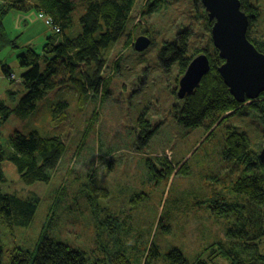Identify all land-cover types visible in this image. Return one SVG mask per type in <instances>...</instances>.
Instances as JSON below:
<instances>
[{"label":"rangeland","instance_id":"obj_1","mask_svg":"<svg viewBox=\"0 0 264 264\" xmlns=\"http://www.w3.org/2000/svg\"><path fill=\"white\" fill-rule=\"evenodd\" d=\"M73 1L76 8L72 11L73 29L68 30L69 35L80 31L78 20L83 14L82 5L87 3ZM146 1H135L124 34L104 50L107 61L103 75L111 79L103 99L101 91L78 99L76 89L61 87L50 91L27 118L12 113L0 128V149L5 158L3 191L19 197L37 196L39 200L35 219L27 227H11L10 222L0 218L3 262L7 263L18 252L16 249L34 250L44 220L58 197L60 208L56 209L48 232L87 252L92 261L112 256L113 264H167L163 256L170 247L177 246L191 260L190 264H233L219 242L227 243L225 231L236 227V213L230 208L224 211L220 204H247L244 194L229 191L230 181H237L243 171H230L229 160L221 161L223 129H217L212 139L206 140L216 124L208 131L205 125L193 130L178 125L173 104L181 99L172 92L178 89L183 74L175 66L165 67L159 53L163 44L180 34H189V52L211 50L214 21H210V28L206 25L209 22L201 10L206 17L207 13L200 0H166L153 13L146 9ZM7 2L0 0L1 10L5 9L2 4L8 6ZM198 2L202 7L199 5V11L194 8ZM251 2L258 5L259 13L251 37L264 46V0ZM35 3L38 4L36 0H26L24 9L0 13V42L5 38L0 61L6 62L9 72L3 74L11 81L10 88L0 90V101L9 106L26 93L16 56L31 50L40 61L48 59L52 53L44 49V44L50 37H55L57 43L64 36L53 18L36 9ZM140 36L150 43L142 51L134 47ZM8 89L17 94L7 97ZM62 100L68 103L65 113L54 117L49 106ZM139 116L150 121L153 132L149 133V143L138 146ZM256 124L247 120L242 126L249 132L259 159L264 139ZM18 130H36L63 139L66 150L49 183L27 185L20 179L8 158L9 135ZM150 157L152 162L167 157L177 164L173 174L159 182L152 179L145 163ZM219 175L222 176L216 180ZM86 186L92 193H87ZM92 206L103 210L96 215L98 220ZM240 218L245 220L242 213ZM262 219L264 227V216ZM123 229L128 230L125 235ZM256 241L263 253L264 235ZM154 245L161 255L151 260L148 255Z\"/></svg>","mask_w":264,"mask_h":264},{"label":"trees","instance_id":"obj_2","mask_svg":"<svg viewBox=\"0 0 264 264\" xmlns=\"http://www.w3.org/2000/svg\"><path fill=\"white\" fill-rule=\"evenodd\" d=\"M25 1L8 0L6 3L8 6L2 4L5 9H0V13L13 8L24 9ZM36 1L38 2V4L35 3L36 9L49 14L60 26V32H64V36L57 43H55V37H50L44 44V49L52 53L48 59L40 61L31 50L16 56L15 59L22 70L20 76L26 93L12 106L0 101V128L12 113L21 118H27L33 110L39 107L40 101L45 99L50 91L61 87L69 86L76 89L78 99L84 98L91 92L101 91L100 97L103 99L108 94V85L111 79L103 75L107 61L104 50L111 47L124 34L123 31H125L129 14L136 0H86V5H82L84 6L83 14L78 20L80 31L75 35H69L68 31L73 29L72 11L76 8V3L73 0ZM165 1L147 0L146 9L151 13L158 11V7L162 6ZM193 1L195 2V0ZM239 1L241 10L249 17L247 38L264 53L263 44L258 41L259 47L258 42L256 43L251 37L252 25L259 17L258 5L252 3L251 0ZM199 5L201 7L200 2L194 5L198 11L200 10ZM201 11L209 22L206 25L210 28L209 18L206 17L204 10ZM187 35L189 34H180L174 41H167V44L161 46L160 59L164 64H167L165 67L175 66L178 72L183 74L190 60L203 51L209 58L210 69L191 94L173 104V117L178 125L185 130H193L205 125L208 131L216 124L215 130L209 133L206 140L212 139L211 137L217 129L218 131L223 129L221 133L223 137L221 161L229 160L232 165L230 171L235 172L238 168L243 171L237 181H230L229 191L244 194L247 204H220L224 211L229 208L233 209L236 213L234 223L237 225L226 229L225 235H227L228 241L227 243L219 242V244L222 249L227 250L225 251L228 254L227 257H232L233 264H264V251L260 253L256 241L264 235L262 219L264 216V161L260 157L258 159L256 153L258 151L253 150L255 147L252 146V138L242 126L247 120L254 121L257 123L256 130L258 125L259 132H263L262 136L264 137V92L256 100L246 99V104L239 103L229 93L227 85L217 71L218 65L223 61L218 56L213 42L210 44L211 50L206 48L189 52L190 41ZM4 46L5 38L1 39L0 48ZM117 63L119 64L118 61ZM0 65L4 74L9 72L6 62L4 64L0 61ZM10 91L12 90H6L7 97L10 95L9 98L17 94ZM172 93L175 94L176 91ZM67 106L68 103L63 100L52 102L49 111L51 109L53 116L58 117L65 113ZM226 112H230V114L225 115ZM138 119L139 139L136 141L138 146L146 145L150 140L149 133L153 130L149 128L150 121L145 117L139 116ZM263 137L261 138L264 139ZM8 144L10 147L8 158L17 169L20 179L27 185L49 183L53 178L56 165L66 150V145L61 137L46 136L39 134L36 130L29 133L14 131L9 135ZM3 160H5L4 152L0 149V218L10 222L11 227L15 224L22 228L27 227L35 219L39 200L37 196L19 197L12 192L3 191L2 184L5 181ZM152 161H154L153 157L145 160L148 167L147 172L152 179L158 182L162 180V177H170L177 165H174L167 157H162L161 161L156 160L157 163ZM158 161L161 162V166H158ZM227 175L229 176V174ZM221 176L219 175L215 179H220ZM86 188L87 193H92L89 186ZM61 193L63 194V191ZM60 202L61 199L57 197L54 204L51 205L50 212L41 229L42 234L34 250L16 249L18 252L5 263L3 262V247L0 242V264H113L114 257L112 256L101 258L100 261H92L87 256V252L80 248H74L50 235L48 230L51 228ZM102 211L101 208L92 206V213L95 217ZM241 213L245 216L244 221L240 218ZM116 225L118 226L119 223ZM123 230L125 235L128 230ZM151 249L148 255L151 260L160 257V249L157 246L154 245ZM163 260L167 264H190L191 262L183 250L177 246L176 248L170 247L163 256ZM199 262L204 263L201 260Z\"/></svg>","mask_w":264,"mask_h":264},{"label":"water","instance_id":"obj_3","mask_svg":"<svg viewBox=\"0 0 264 264\" xmlns=\"http://www.w3.org/2000/svg\"><path fill=\"white\" fill-rule=\"evenodd\" d=\"M211 26V40L223 61L217 67L229 93L239 103L256 100L264 92V53L247 38L249 17L241 10L239 0H200ZM146 37L135 40L139 51L149 46ZM210 69L206 53L194 56L178 81L176 96L181 99L199 86ZM259 157L264 161V149Z\"/></svg>","mask_w":264,"mask_h":264},{"label":"crops","instance_id":"obj_4","mask_svg":"<svg viewBox=\"0 0 264 264\" xmlns=\"http://www.w3.org/2000/svg\"><path fill=\"white\" fill-rule=\"evenodd\" d=\"M9 84H10V81H8L6 78H5V76H4V74H3V72L1 71V69H0V90H3V89H7L8 87H9ZM10 88V87H9ZM1 92V91H0ZM6 92V91H5ZM6 96H7V92H6V94H5Z\"/></svg>","mask_w":264,"mask_h":264}]
</instances>
